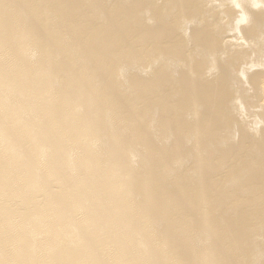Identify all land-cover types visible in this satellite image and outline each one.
Returning a JSON list of instances; mask_svg holds the SVG:
<instances>
[{
  "label": "bare ground",
  "instance_id": "1",
  "mask_svg": "<svg viewBox=\"0 0 264 264\" xmlns=\"http://www.w3.org/2000/svg\"><path fill=\"white\" fill-rule=\"evenodd\" d=\"M0 264H264V0H0Z\"/></svg>",
  "mask_w": 264,
  "mask_h": 264
}]
</instances>
